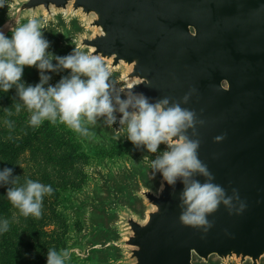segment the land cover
Returning <instances> with one entry per match:
<instances>
[{
	"label": "water",
	"instance_id": "water-1",
	"mask_svg": "<svg viewBox=\"0 0 264 264\" xmlns=\"http://www.w3.org/2000/svg\"><path fill=\"white\" fill-rule=\"evenodd\" d=\"M37 9L92 15L88 26L98 33L81 39L80 46L108 62L109 71L126 66L134 92L153 101L190 94L182 107L203 121L193 137L200 141L199 158L215 183L238 195L231 211L221 205L208 216L212 226L204 232L180 222L181 184H164L161 192V178L156 194L142 190L139 196L151 208L145 220L132 214L124 219L130 234L122 244L134 264H193L194 257L259 264L264 258V0H25L14 7V19Z\"/></svg>",
	"mask_w": 264,
	"mask_h": 264
},
{
	"label": "rangeland",
	"instance_id": "rangeland-1",
	"mask_svg": "<svg viewBox=\"0 0 264 264\" xmlns=\"http://www.w3.org/2000/svg\"><path fill=\"white\" fill-rule=\"evenodd\" d=\"M22 1L25 0H7V4L0 7V29L5 35L10 36L11 28L36 18L41 21L44 36L50 41L49 51L55 55L66 56L74 48L90 53L79 43L81 39L98 33L88 26L92 15L85 17L80 12L72 13L70 9H51L48 15L43 9H37L15 21L14 7ZM104 64L108 68L109 63ZM110 72L117 90L130 85L131 82L125 79L128 72L126 66L121 65ZM49 74L52 77L49 83L55 85L68 72ZM22 79L26 84L35 85L39 82L38 70L25 67ZM0 95L11 98L14 107L17 103L22 105L15 88L7 93L0 92ZM16 117L26 119L28 123L29 113L22 106ZM40 127H43L39 147L43 155L37 157L40 165L37 167L32 159L38 146L32 143L16 159L14 176L50 184L54 193L44 198L42 215L38 219L31 216L25 218L18 209L10 207V216L5 218L10 222V234L14 230L18 235V241L15 234L11 238L21 258L28 263L40 261L46 264L48 249L55 248L68 251L66 264H134L129 255L130 248L122 244L130 234L124 219L132 214L135 220L143 222L146 212L151 210L139 193L144 189H150L155 194L158 192L161 177L159 174L154 176L150 160L159 153L135 148L126 139V129L119 128L118 123L110 128L98 119L95 125L89 126L91 135L88 137L80 136L59 122L51 124L45 121ZM28 130H33L29 124ZM26 134L29 135V132L26 131ZM49 142L54 148L47 152ZM43 143L44 149L41 148ZM164 148L160 145L161 150ZM0 163L4 166L3 160ZM17 167L22 170L21 173L17 172ZM41 176L49 177L50 181H41ZM193 264L240 262L211 257L205 263L194 257ZM259 264H264V258Z\"/></svg>",
	"mask_w": 264,
	"mask_h": 264
},
{
	"label": "clouds",
	"instance_id": "clouds-1",
	"mask_svg": "<svg viewBox=\"0 0 264 264\" xmlns=\"http://www.w3.org/2000/svg\"><path fill=\"white\" fill-rule=\"evenodd\" d=\"M6 4L7 0H0V7ZM10 32V36L5 35L0 29V92L15 88L22 102L15 104V111L19 113L23 106L29 113L31 127L38 128L45 121L59 122L88 137L89 126L98 119L110 128L118 123L119 128L126 129V139L135 148L159 153L150 160V167L154 176L159 174L162 178L161 192L164 184L173 188L177 183L182 185L179 219L183 225L207 232L212 226L209 215L221 205L232 210L233 196L238 198L236 191L233 190V196L228 195L223 186L214 182V175L199 158L200 141L193 137L197 135L196 125L203 121L194 110L182 107L190 94L179 101L170 97L153 101L134 92L133 86L117 90L100 57L76 48L66 56L49 51L50 41L45 38L39 19H29ZM25 67L38 70V83L23 81ZM62 71L68 75L55 85L50 84L49 73ZM4 123L12 126L8 120ZM189 129L193 130L192 136L188 135ZM160 145L165 148L161 150ZM18 178L13 176L12 168L0 169V187L8 186L6 198L23 217L40 218L44 198L54 193L53 187L30 178L17 186ZM9 227V220L0 218V233L7 232ZM68 259V251L49 248L46 264H66Z\"/></svg>",
	"mask_w": 264,
	"mask_h": 264
},
{
	"label": "trees",
	"instance_id": "trees-1",
	"mask_svg": "<svg viewBox=\"0 0 264 264\" xmlns=\"http://www.w3.org/2000/svg\"><path fill=\"white\" fill-rule=\"evenodd\" d=\"M9 113L11 114L9 115ZM5 120L10 121L12 126L8 127L4 123ZM26 131L29 132V135L26 134ZM42 132L43 127L33 128V130L29 131L27 120H24L22 117H16V111L15 107L13 106L12 99L0 95V160H3L4 162V166H1L0 163V169L4 167L12 168L14 176L16 173V159L21 157L23 153H25V151L30 148L32 143L38 144V146L35 148V154L32 157L33 161L38 167L40 164L37 162V157L39 155H43L39 150L40 134ZM22 133H24V135H22ZM47 147L48 152L49 150H53L54 145L52 142H49L47 143ZM41 148L44 149V143L42 144ZM17 172L21 173L22 170L17 167ZM41 179V181H50L49 177L46 178L45 176H41ZM18 181L20 182H18L17 186L22 185L25 179L24 177H20ZM7 187L8 186L0 187V218L10 216V207L12 205L6 198ZM13 234L16 235V238L18 237L14 230H12L11 234L9 231L8 233H0V239L3 241V244L0 245V264H44V262L40 261L28 263L26 260H23L15 244L13 243L14 240L11 238L15 237L11 236ZM16 241H18V238Z\"/></svg>",
	"mask_w": 264,
	"mask_h": 264
}]
</instances>
